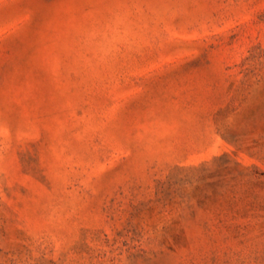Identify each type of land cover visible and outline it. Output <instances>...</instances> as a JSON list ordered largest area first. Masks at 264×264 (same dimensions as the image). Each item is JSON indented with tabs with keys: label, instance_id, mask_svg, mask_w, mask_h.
<instances>
[{
	"label": "rangeland",
	"instance_id": "obj_1",
	"mask_svg": "<svg viewBox=\"0 0 264 264\" xmlns=\"http://www.w3.org/2000/svg\"><path fill=\"white\" fill-rule=\"evenodd\" d=\"M0 264H264V0H0Z\"/></svg>",
	"mask_w": 264,
	"mask_h": 264
}]
</instances>
